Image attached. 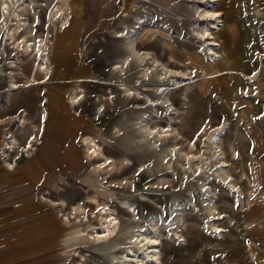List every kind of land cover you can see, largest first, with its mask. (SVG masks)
Masks as SVG:
<instances>
[{
	"label": "rangeland",
	"instance_id": "374dc122",
	"mask_svg": "<svg viewBox=\"0 0 264 264\" xmlns=\"http://www.w3.org/2000/svg\"><path fill=\"white\" fill-rule=\"evenodd\" d=\"M34 1L25 7L24 30L30 42L45 40L53 75L27 84L32 62L20 64L14 48L2 47L0 119L9 121L8 142L15 139L20 148L15 159L0 145V264H118L131 255L128 248L138 246L129 236L139 232L157 239L160 264H264V0H219L223 27L212 35L221 56L216 49L214 66L196 36L197 0ZM55 4L65 9L68 30L50 21ZM124 29L138 32L136 50L185 73L172 75L164 86L167 107L150 106L159 103L155 89L163 85L142 87L152 77L140 79L139 64L113 71L126 53V42L115 38ZM7 61L20 86L11 97ZM254 74L251 83L247 77ZM120 85L133 89L136 99L123 97ZM74 89L82 97L79 107L67 105ZM245 89L251 97L243 96ZM21 111L27 115L23 129ZM220 123L225 133L213 144L228 162L217 174L231 176L205 181L208 194L200 191L201 181L190 180L192 166H180L178 151L191 145L202 151V135ZM153 124L178 139L164 138L151 147L146 131ZM33 126L41 133L28 144ZM3 136L0 131V140ZM87 136L102 153L93 161L81 143ZM27 144L33 145L30 155L23 148ZM171 145L177 157L167 166L161 158ZM230 148L234 153L228 158ZM103 155L113 166L107 177L108 169L97 162ZM104 204L121 231L97 245L93 236L103 230ZM75 205L84 215L71 213ZM208 208L220 219H212Z\"/></svg>",
	"mask_w": 264,
	"mask_h": 264
},
{
	"label": "bare ground",
	"instance_id": "6f19581e",
	"mask_svg": "<svg viewBox=\"0 0 264 264\" xmlns=\"http://www.w3.org/2000/svg\"><path fill=\"white\" fill-rule=\"evenodd\" d=\"M32 3H35V1L34 0H0V51L2 50V47L4 49V48H6V45H9L11 47V49L12 48L15 49V50H11V51H14L16 53L15 57L17 59H19L20 64H23L26 61L30 60L32 62V66L35 67V69L33 70V75L26 77L25 82L27 84H30V85H38V80L39 81L40 80L48 81L52 78L53 73L49 70L50 67L47 66L48 64H46L47 58H46V55L44 53L46 50L45 49L46 48L45 40L39 39L36 36L38 38V40L36 42L32 41V42H35V44H33L32 42H30V40L33 38L28 40L26 37V35L28 34L27 33L28 28H25L27 31V32H25L24 26H25L27 20L23 18V15H25L24 12L27 11V9H28V8L25 9V7L32 4ZM196 3L198 4V6L195 9V14L197 15V17L200 20V22L197 25L196 36L201 41V45H200L201 51L205 55L210 56L211 63H209V64H212L214 66L215 61H216L215 58L218 57V54H220V51L216 47H220V44L218 43V40L215 38V36L212 35V31L215 33V32H219L222 29V27H223L222 26L223 14L218 10L219 0H197ZM37 8H39V6L36 5V7L32 9V11H36ZM50 14H51V20H50L51 22H53V23L57 22L60 25L58 27H60L63 31L68 30L69 23L65 18V15L67 13H65V9L62 6H57L55 4L52 7ZM221 32H222V30H221ZM136 37H138L137 31H128V30L124 29L120 32H117L115 38L126 42V44H125L126 53L122 57H120V62H116L114 64V66L112 67V69H113V71L116 72V74H120L122 72L121 69L123 70V68L127 65H130L131 62H133L135 64H139L140 67H139L138 72H137V75L139 76V78L143 79L145 81V79H148V77H150V76L152 77V80H147L149 85L145 84L144 86L142 85V87H145V86H156L157 87L159 85H163V88L159 89L157 87L155 89L161 95V98L158 100L159 103L153 104L152 102H149L150 106L155 107V108H156V106L167 107L166 103H167V92H168V90H167V88H164V86H166L167 83L170 81V78L172 77V75L181 74V76H184L185 73L184 72H178L176 70H172L170 68H167L165 63L158 62V60L155 59L154 57H152L149 52H140V51L136 50V48H135ZM216 49H217V51H219V53L216 51ZM201 55H203V54H201ZM9 56H11V55H9ZM220 56H221V54H220ZM262 56H264V54ZM6 57H7V55H6ZM205 57H203V58H205ZM207 59L208 58H206V60ZM6 65H7L8 71L10 72V73L8 72L9 77L11 78V80H13L14 76H12L13 72H11L10 61H7ZM12 70L15 71V69H13V67H12ZM211 72L212 71H204L203 73L209 74ZM5 79L7 80V78H5ZM9 80H8V82L6 81V83H9L10 87H8V89L6 90L7 92L6 91L5 92L7 95L10 96L11 90L17 91L20 89V86H17L14 83V80H13V82H9ZM247 80L250 81L251 83L255 82L257 80L256 74L248 76ZM22 87H24V86H22ZM119 89L121 91V94L124 95L123 97L128 98L127 100L130 99V101H132V100L136 99L134 97L135 95H133V93H136V92H134L133 89H127L124 85H120ZM73 92H74V95L70 98L71 104L70 105L67 104V105L72 106V107H79L82 103V97H79V94L76 93L75 89L73 90ZM250 92L251 91L249 89H245L244 90L245 94H243V96L251 97ZM55 94H56V92H55ZM255 94H256V91H255ZM10 97L7 98L8 102L11 101ZM45 99H46V102L48 103V97H45ZM43 118H45V116H43ZM18 119H19L18 123H20V125H18V128L23 129V127L27 124L26 113L24 111H21V114H20ZM8 123H9V121H7L5 119L4 120L0 119V131L3 132V135H4L3 138H1V140H0V145L3 146V149L6 150L5 152H6V154L8 153L7 154L8 156H13V157H15V159H17V158H19V153L16 150H18L20 147L17 146L18 143L16 142L15 139L13 141L11 140L12 142L11 141L8 142V138H7L8 133H7V129H6V126ZM141 127H144L145 129L148 127L147 124L145 123V121L142 122ZM223 127H224L223 123L222 124L220 123L202 135L204 141H202L203 140L202 139L200 141V144L202 146V151H204V153L202 151H198L196 148L191 149V146L194 147L193 145L188 147L186 151L185 150L178 151V155L182 156L181 157L182 161L180 162V166L183 167L186 165L187 167L192 166V168H193V175L189 176L190 180L194 181V182L195 181H197V182L201 181V184L199 185L200 191H206V189L208 190L207 186H209V185H208V183L204 184L205 181L211 182V181H214V179H216V180L221 179V181H226L231 176V174H229L228 172L224 173L223 176H219L217 174L218 169H221L222 167L226 166V164H227L226 162H228L224 159L223 160L221 159V156H224L225 153L220 152L221 150L219 149V147L217 145H214L215 143L213 144L214 139L217 140L216 135L221 134V133H225ZM31 128H32V131L34 132V136L31 137V140H30V142H28V144L34 143L37 140L36 136L41 133L39 130V127L33 126ZM119 133H120V131L118 129H116L114 131L115 136H118ZM146 133L152 137V139H151L152 141L150 142V146L153 148H156L157 144L160 142V140H162L164 138H174L176 140L178 139V135L170 137V134H172V133L169 131V129L165 130L164 126L160 127L156 124L151 125L147 129ZM81 143H83V145L86 147L87 152L89 153L88 154L89 159H91L92 161L102 155V153L99 149V146L94 142V140L91 137L87 136V137L83 138ZM207 143H209L211 146H208ZM11 144L12 145L15 144V145L12 146ZM28 144L24 145L23 148L25 150V153L27 155H30V153L32 151L31 148L33 147V145L28 146ZM204 148H205V150H204ZM188 149L190 151H188ZM230 149L232 150V148H230ZM176 150H177L176 145L169 146V148H167L164 151L165 155L161 158V162H164V160H166V162H165L166 165L167 166L170 165V162L173 159H176V157H177ZM206 152H208V153H206ZM233 153H234V151L232 150V152H230L228 154V158H231V155H233ZM97 162H98V167L101 165H105V167L108 169L106 171V173H104V175H103L104 177L111 175V173L113 172V171H111L113 166L110 163V158L103 155L102 160H99ZM158 165H160L159 162H158ZM6 167L13 168L10 163L7 164ZM7 170H8V168H7ZM11 170H13V169H11ZM215 171H216V173H215ZM184 172L185 171H183V173ZM196 172H199L197 176L195 175ZM243 176H244V174L242 173L239 175V178H242ZM211 177H215V178H211ZM228 183L234 189L239 188V186H237L236 184H233L230 182H228ZM221 185H224V184H221ZM225 187H226V185H225ZM225 187H223V188L225 189ZM239 193H240V195H243L242 191H240ZM251 196L252 195H250V197ZM237 197H235V199ZM90 200H91V198H90ZM91 201L95 202L94 199ZM99 205L100 204H98L96 202V205H95L96 208ZM238 205H239V202L236 203V206H238ZM101 208L103 209V213H101V215H100L101 220L99 221V225L102 227L103 230L102 231H98V230L95 231V233H94L95 236H93V242L97 245H103V244L109 242L111 239L116 238L117 236L120 235V231H121L119 223L117 222L116 218L112 216V214H109V209L106 208V205L104 204L103 207L99 208V210ZM211 209L212 208H208V211H209L210 216H212V219H216V220L220 219V214H218V213L212 214ZM70 210L72 211L71 213L73 215H75V217H79L85 211V209L80 205L71 206ZM212 226L215 230L218 229V227H215L214 225H212ZM129 240H130V242L133 241L134 243H137L138 246L135 249L128 248L129 250H131V255H125V261H123L121 259L118 264H160V261L158 258V241L156 238L146 236L143 233L139 232V233L131 234L129 236ZM140 246H141V248H140ZM141 249L145 250L146 253H144V254L139 253L138 251ZM79 264H81V263H79Z\"/></svg>",
	"mask_w": 264,
	"mask_h": 264
}]
</instances>
